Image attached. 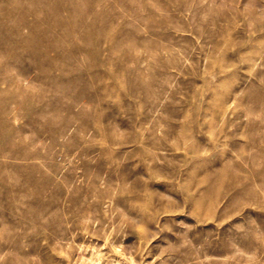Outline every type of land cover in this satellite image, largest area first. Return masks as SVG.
<instances>
[{
  "label": "rangeland",
  "instance_id": "rangeland-1",
  "mask_svg": "<svg viewBox=\"0 0 264 264\" xmlns=\"http://www.w3.org/2000/svg\"><path fill=\"white\" fill-rule=\"evenodd\" d=\"M56 1L0 0V264H264V0Z\"/></svg>",
  "mask_w": 264,
  "mask_h": 264
},
{
  "label": "bare ground",
  "instance_id": "bare-ground-1",
  "mask_svg": "<svg viewBox=\"0 0 264 264\" xmlns=\"http://www.w3.org/2000/svg\"><path fill=\"white\" fill-rule=\"evenodd\" d=\"M45 6H47L45 13L50 15V14L57 12L58 9H60L61 1L57 0L55 5H47L46 4ZM45 6H43V7H45ZM68 10L70 13L71 12L75 13L78 10L77 6L72 3V0H70V5H68ZM39 34H40L39 31H37V32L35 31V32H33V34L31 36L26 37V39H24L23 41L30 44V46H35L37 48V43H36L35 39Z\"/></svg>",
  "mask_w": 264,
  "mask_h": 264
}]
</instances>
